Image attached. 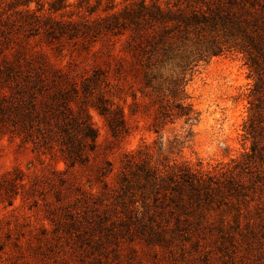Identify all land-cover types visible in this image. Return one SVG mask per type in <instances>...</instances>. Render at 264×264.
<instances>
[{"label": "rangeland", "instance_id": "1", "mask_svg": "<svg viewBox=\"0 0 264 264\" xmlns=\"http://www.w3.org/2000/svg\"><path fill=\"white\" fill-rule=\"evenodd\" d=\"M52 1L0 0V264H264V249L167 247L137 222L151 201L143 167L213 170L249 149L241 54L149 72L126 32H48L23 12ZM79 1L56 17L110 4ZM178 103L198 112L193 125L164 113Z\"/></svg>", "mask_w": 264, "mask_h": 264}, {"label": "trees", "instance_id": "2", "mask_svg": "<svg viewBox=\"0 0 264 264\" xmlns=\"http://www.w3.org/2000/svg\"><path fill=\"white\" fill-rule=\"evenodd\" d=\"M69 5L54 0L46 11L39 7L41 13L28 6L23 12L32 22L44 20L48 32H126L132 62L149 72L161 63H175L184 72L213 56L241 54L253 78L243 124L249 149L213 170L183 166L173 175H155L143 167L151 201L144 203L145 219L137 222L167 247L264 249V0H131L121 9L110 0L102 16H91L96 9L89 8L88 15L56 17ZM174 108L164 113L190 126L198 120L191 104Z\"/></svg>", "mask_w": 264, "mask_h": 264}]
</instances>
